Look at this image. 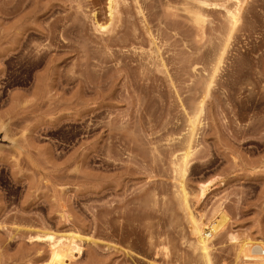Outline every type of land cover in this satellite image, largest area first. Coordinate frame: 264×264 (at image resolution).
<instances>
[{
  "label": "rangeland",
  "instance_id": "obj_1",
  "mask_svg": "<svg viewBox=\"0 0 264 264\" xmlns=\"http://www.w3.org/2000/svg\"><path fill=\"white\" fill-rule=\"evenodd\" d=\"M108 2L0 0V264H49L46 236L73 232L69 264H206L189 209L227 217L213 264H248L231 235L264 240V0H116L113 21Z\"/></svg>",
  "mask_w": 264,
  "mask_h": 264
},
{
  "label": "bare ground",
  "instance_id": "obj_2",
  "mask_svg": "<svg viewBox=\"0 0 264 264\" xmlns=\"http://www.w3.org/2000/svg\"><path fill=\"white\" fill-rule=\"evenodd\" d=\"M240 1V0H239ZM116 0H109L108 2V15L110 20L113 21V18L115 17V14L117 13V7ZM241 2H237L236 7L233 10H230L228 8L226 11L227 16L229 15V21L232 23V28H235V26L238 24L241 14V8H242ZM199 13L195 16L198 17ZM95 16V15H94ZM196 17V18H197ZM198 21V19H197ZM96 30L99 32H102L104 30H107L108 27L111 25H101L99 23H95ZM233 30V29H232ZM229 38H231L229 36ZM228 38V39H229ZM230 40V39H229ZM227 46V45H226ZM225 48V46H224ZM226 51V49H224ZM224 54V52H223ZM223 54H221L223 56ZM220 59H223L222 57H219ZM218 58V60H219ZM217 60V61H218ZM219 65V64H217ZM216 67V66H215ZM219 68V66H217ZM217 68V69H218ZM216 69V68H215ZM217 72V70H215ZM209 86V85H208ZM196 122V121H195ZM195 122L193 121L190 125L191 132H190V139L192 141L194 137V131L196 129ZM191 141L188 143V147L191 144ZM190 149V147H189ZM187 156V155H186ZM189 156V154H188ZM186 159V158H185ZM184 159V160H185ZM188 164L187 160H185ZM183 164H185L183 162ZM187 164L185 166H187ZM184 168V167H183ZM182 168V169H183ZM187 171V167L185 168ZM185 169L181 172L182 175L185 173ZM181 188L185 192V186L184 182L181 183ZM207 185H201L200 190V200L204 199L207 191H208ZM186 196V192L184 193ZM189 215L193 223V231L197 239V245L196 247L199 251H201L202 257L205 258L206 264H213L211 259V252H212V246H211V239L215 234L219 232V230L223 227L225 224V221L227 220V217L223 213H219L217 216L213 218V220L210 221L208 225H205L201 223V219H196L193 215L192 211L189 209ZM232 234V233H231ZM45 238L46 240L49 239L51 243V258L49 264H69L71 260L74 258H78L81 254V248L79 246V240H83L84 238L77 234V233H70L68 235H62L58 239L55 238L54 235H48ZM39 237H37L38 239ZM41 239V238H40ZM38 239V240H40ZM44 239V240H45ZM42 240V239H41ZM231 240L233 243H238L239 245V252L237 259H244L246 262H249L248 264H264V240L263 239H254L251 237H245L240 239L239 235L232 234ZM241 262V261H240ZM243 262V261H242Z\"/></svg>",
  "mask_w": 264,
  "mask_h": 264
}]
</instances>
